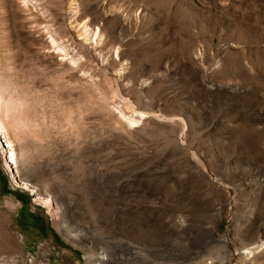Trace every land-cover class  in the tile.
<instances>
[{
	"label": "rangeland",
	"instance_id": "1",
	"mask_svg": "<svg viewBox=\"0 0 264 264\" xmlns=\"http://www.w3.org/2000/svg\"><path fill=\"white\" fill-rule=\"evenodd\" d=\"M78 1L0 0L20 170L81 235L0 158V264H264V0Z\"/></svg>",
	"mask_w": 264,
	"mask_h": 264
},
{
	"label": "bare ground",
	"instance_id": "2",
	"mask_svg": "<svg viewBox=\"0 0 264 264\" xmlns=\"http://www.w3.org/2000/svg\"><path fill=\"white\" fill-rule=\"evenodd\" d=\"M78 2H79L78 0H70V7L72 8L71 14L78 12V6H79ZM110 8H115V7H110ZM114 10H116V9H114ZM121 14H122V9H121ZM117 16L120 17V14L117 13ZM91 24H93V26L95 25L94 31H93V28L91 29L88 26H86L87 23L85 21L82 24H80V28L84 27V29L82 31L83 34H84L86 29H88V28L91 29L89 31H91L93 33V36L95 39L96 37L99 36V32L101 31V27H99L100 24L98 25L97 21L95 19L91 22ZM120 34H121V32H119L117 35L119 36ZM86 37H87V35H86ZM51 41H52V39H51ZM4 94H5V92L0 91V158H1V165H2L3 169L5 171H8V174L10 175V181H11V179H13L14 183H16L20 188L27 189L30 192V195L32 196V198L34 199V202H38V203L42 204L47 209V212L50 213L52 215V217H54V222H53L54 226L57 228V230L59 232H61V234L64 235V237L66 239L72 240V241L76 240L77 242H78V240L80 241L81 235L78 232H76L69 225V223L66 220H64V216H63L59 206L57 205L56 208H53L51 205L50 199L48 197H46V194H42L41 191H39V192L36 191L33 183H31L30 180H28L26 177L23 176V174L20 170V165H19L20 159H18V156H17V155H20V154H17L18 151L19 150L21 151L22 149L20 148L21 145L19 144V141L17 139L18 138L17 132H15V128L20 126L19 124L22 122L20 120V118H18L16 116V114H18V113H16L17 108H18V103L14 100L7 99ZM140 115L143 116V113H140ZM20 151H19V153H20ZM196 163H199V162L197 161ZM2 231H3V228L0 226V233ZM8 235L9 234H7V236ZM3 236H5V235H3ZM3 238L0 236V249L1 248H8L9 244H10L9 243L10 239L6 240ZM252 241H251V243L248 242V244L245 243V244L240 246V248L238 249V251L239 250L240 251L236 252L237 253L236 258H238L240 261H243L244 259H246L248 254L252 253L256 248H258L259 246L261 247V244H263V243L259 244V242L257 244V242L255 243ZM10 242H12V241H10ZM125 247L129 251L134 249V247L130 243H126ZM133 253L136 254V252H133ZM96 258H97L96 263H94L95 261L93 263L90 261V263L91 264H104L107 261L108 256H107V254L102 253L99 256H97ZM85 259L88 260V256H85ZM251 262L256 263L255 258H253L251 260Z\"/></svg>",
	"mask_w": 264,
	"mask_h": 264
}]
</instances>
